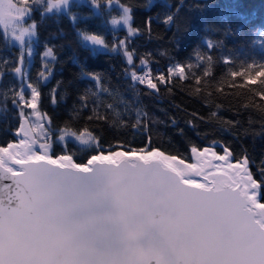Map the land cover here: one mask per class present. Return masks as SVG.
<instances>
[{
  "label": "trees",
  "instance_id": "1",
  "mask_svg": "<svg viewBox=\"0 0 264 264\" xmlns=\"http://www.w3.org/2000/svg\"><path fill=\"white\" fill-rule=\"evenodd\" d=\"M18 3L27 6L26 22L35 25L33 57L25 84V70L23 78L15 71L24 67L21 52L0 25V147L17 140L21 115L12 101L21 84L30 83L39 92L37 108L53 140L66 126L87 128L102 153H109V145L145 152L150 142L151 149L186 162L194 159L193 147L219 154L227 148L226 158L243 162L246 155L260 179L264 0H84L60 12L45 0ZM124 8L130 9L131 35L109 23ZM83 31L100 36L106 47L81 40ZM47 48L54 60L44 57ZM175 64L183 78L169 74ZM133 71L143 82L132 79ZM23 91L29 98L28 88ZM138 119L146 129L133 127ZM62 143L77 163L101 153L75 138L65 136ZM54 150L60 155L64 149L57 143Z\"/></svg>",
  "mask_w": 264,
  "mask_h": 264
},
{
  "label": "snow or ice",
  "instance_id": "2",
  "mask_svg": "<svg viewBox=\"0 0 264 264\" xmlns=\"http://www.w3.org/2000/svg\"><path fill=\"white\" fill-rule=\"evenodd\" d=\"M62 3L67 8L68 0ZM4 5L0 0V25L6 32L19 31L15 39L21 45L27 35L30 52L35 25L29 31L23 24L30 14L17 8L14 17L12 0ZM129 12L124 8L121 16L126 26ZM151 22L149 17L146 24ZM134 31L129 27V35ZM85 39L104 45L97 35ZM125 55L131 64V54ZM44 57L55 59L51 48ZM131 76L143 82L135 71ZM24 86L12 101L21 114V104L39 96L27 83L31 96L26 98ZM133 127L147 125L138 119ZM42 134L44 142L21 140L23 149L9 153L8 161L18 168L0 157V180L12 181L3 185L8 193L0 195V264H264V203L259 202L264 200V166L255 179L246 155L242 174H205L200 183V170H178L168 163L175 157L152 150L150 142L146 155L109 145L108 155L94 154L82 164L74 162L62 142L67 136L104 152L87 128L78 132L66 126L58 140L50 129ZM57 143L64 149L60 155L54 150ZM11 147H0V153ZM224 152L222 161L231 155L227 148Z\"/></svg>",
  "mask_w": 264,
  "mask_h": 264
},
{
  "label": "rangeland",
  "instance_id": "3",
  "mask_svg": "<svg viewBox=\"0 0 264 264\" xmlns=\"http://www.w3.org/2000/svg\"><path fill=\"white\" fill-rule=\"evenodd\" d=\"M21 1L31 3V2H41L44 0H21ZM45 2H46V5H48V7H50L52 10L60 12V11H67L68 8L71 7L72 5H75V4L80 3V2H84V0H69L67 8H65L64 4L62 3V0H45ZM12 5H13L12 15L14 17L17 16V13L15 11L17 8L26 9L27 13H28L27 6L22 4V3H18V0H12ZM4 7L7 8V0H5ZM122 15H123V12L119 13L117 16H114V17L119 18ZM26 20H27V15H26L25 19L23 20L24 27L28 28L29 31H32L33 29H31L30 26L33 24L31 22H29V23L26 22ZM1 26L3 27V25H1ZM120 28H124L127 31H129L128 25L127 26L120 25V26L116 27L115 29H120ZM4 31H5V29H4ZM5 33H6V36L9 40V42L11 44L16 45L21 52L20 58H19V65H21L23 63L24 67L20 68L21 72L18 73V75L23 78V74H24V70H25V77L23 78V80H25V84H26L27 70H28V67L32 61V57H33L34 36L32 37V45H31V50L29 52V48L27 47V43H26L27 42V35H25V37H23V40L25 41L24 45H21V43L15 39V36L19 35V31L12 32L9 29V30H7V32L5 31ZM25 65H26V67H25ZM169 74L177 75L181 78H183L185 75L183 68L178 64L171 65L169 67ZM145 82L148 85H150L149 82H151V84H155V82L152 81L150 78L145 79ZM24 88H27V86L25 85ZM29 94L31 96L30 90H29ZM30 104H35V108L31 107ZM21 108L23 109V114L20 113V115H21V126H20L19 130L17 131V140H15L14 143H16L22 139H26L29 143H31L33 140H36L37 143L44 142L42 131L47 130V127H46L45 120L43 119L42 114L40 113L39 109L37 108V97L35 99H30L29 103L21 104ZM204 151H205V149L196 151L194 153V159L190 163H194L195 161L198 162L202 158L204 159L205 157H203V154H202ZM207 151L208 152H216L214 150H209V149H207ZM220 155H224V154H220ZM248 170H250L249 167H248Z\"/></svg>",
  "mask_w": 264,
  "mask_h": 264
},
{
  "label": "water",
  "instance_id": "4",
  "mask_svg": "<svg viewBox=\"0 0 264 264\" xmlns=\"http://www.w3.org/2000/svg\"><path fill=\"white\" fill-rule=\"evenodd\" d=\"M152 150L161 152V150H159L157 148H154ZM116 151H125V150H122V149L118 150L117 149ZM161 153H163V152H161ZM98 154H101V153H98ZM146 154H147V151H145V152L133 151V156H137V157L141 156V155H146ZM8 155H9V151H8V153H0V157H3L7 161V166L18 168L19 167L18 165H15L14 163H12V161H8V159H7ZM105 155H108V154H105ZM214 161H215V158L210 153V155H208L204 159L203 158L200 159V161L197 162L198 164H196L193 169L201 171V175H199L197 177L198 182L204 183V175L205 174H210V173L211 174L221 175V176H234L237 173H241L242 174L243 170H241V169H239V168H237L235 166H225V167H222V168H216L215 164H214ZM74 162H76V161H74ZM168 163H171L173 165V167H176L178 170L180 169L175 163H173L171 161H168ZM85 164H87V162ZM0 175H3L2 172H0ZM209 179H211V175H209ZM11 183H12V181L10 179H8V180H0V195H4V194L8 193V189L4 188L3 185L4 184H11ZM259 202L263 203L261 201H259Z\"/></svg>",
  "mask_w": 264,
  "mask_h": 264
},
{
  "label": "bare ground",
  "instance_id": "5",
  "mask_svg": "<svg viewBox=\"0 0 264 264\" xmlns=\"http://www.w3.org/2000/svg\"><path fill=\"white\" fill-rule=\"evenodd\" d=\"M24 140V142L26 144H28L29 142L26 139H22ZM21 140H19L16 143H12V147L8 149L9 153H16L17 150H22L23 149V145L20 143ZM210 153L212 154V156L215 158L214 164L216 168H222L225 166H235L241 170L244 169V163L243 162H231L230 160L225 159L224 161L220 160L219 157L222 155H219L215 152H208V151H204L203 157H207L208 155H210ZM165 156L167 157H175V156H168L167 154L163 153ZM169 161L175 163L180 169H185V168H194V166L196 164H198L196 161L194 163H188L180 158L175 157V159H170ZM198 180V179H197Z\"/></svg>",
  "mask_w": 264,
  "mask_h": 264
},
{
  "label": "clouds",
  "instance_id": "6",
  "mask_svg": "<svg viewBox=\"0 0 264 264\" xmlns=\"http://www.w3.org/2000/svg\"><path fill=\"white\" fill-rule=\"evenodd\" d=\"M68 3H69V0H68ZM113 19H115L117 21L115 24L112 23ZM109 23H110V26L113 27V28H116V27H118L120 25H125V23H124L123 19H121V17H119V18L113 17V18L110 19ZM129 23H130V21H129ZM79 35H80L81 40L87 41L85 39V37L87 35H89V34L86 31H83ZM87 42H90L91 44H93V42H91V41H87Z\"/></svg>",
  "mask_w": 264,
  "mask_h": 264
}]
</instances>
